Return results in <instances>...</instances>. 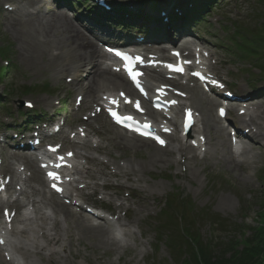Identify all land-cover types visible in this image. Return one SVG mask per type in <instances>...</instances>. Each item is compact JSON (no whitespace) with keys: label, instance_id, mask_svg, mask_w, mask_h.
I'll use <instances>...</instances> for the list:
<instances>
[{"label":"rangeland","instance_id":"1","mask_svg":"<svg viewBox=\"0 0 264 264\" xmlns=\"http://www.w3.org/2000/svg\"><path fill=\"white\" fill-rule=\"evenodd\" d=\"M29 1L31 0H0V99L4 104L0 108V160L4 162L0 170L3 171V175H10L8 171L16 168V166L8 165L6 150L11 152V147L4 144L3 140L5 136H8L9 141L14 143L13 147H18L14 139L15 134L26 130L25 123L29 121L27 119L31 115L43 114L42 122H50L51 125L60 123V120L68 117L66 130L69 131L73 126L72 122L82 123V117L90 111L85 106L80 112L74 109L78 92L76 88H71L70 84H67V79H72L67 74L56 79L53 72L22 61L24 59L20 56L22 41L19 33L25 32L28 29L27 24L31 22L33 10H29L26 6ZM122 1L124 0H114L115 4ZM158 1L168 3L164 6L168 10L179 7L189 8L188 5L172 6L171 0ZM8 3L14 6L13 13L6 10ZM39 5L43 7L42 11L45 15L65 14L74 24H78L71 13L60 11L49 2L43 1ZM257 8V0H223L219 8L214 13H210L209 18L206 19L209 24L203 26L201 32L196 34L201 40L199 42L207 40L205 46L213 55L211 63L217 64L216 70L220 77L226 79L230 90L238 95L251 91L253 85L264 86L263 75L259 74L260 70L254 62L237 60L227 50V47L232 48L231 50L238 54L239 50L233 46L231 38L236 36V29L244 31L254 28L261 21V17L259 19L257 17ZM151 14L154 15V13ZM173 40H180V38ZM190 43L198 44L196 40H190ZM7 48L9 55L7 59H4L1 52L7 51ZM10 66H13V69L2 79L3 68ZM44 85H48L49 89L42 93L41 90H45ZM25 87L30 89L31 94L28 96L22 94L25 92ZM8 92L11 93L5 96ZM259 101L260 108L263 110L261 123L264 134V99ZM24 102H31L34 109L24 107L22 104ZM212 110L215 115L217 109ZM58 113H61V116L56 119L55 115ZM261 114L262 112L259 111L260 116ZM232 115L234 117V113ZM97 128H100L99 131L103 137L92 134V143L108 147L112 153V158L107 154L100 158L114 166L113 158L119 157L120 164L135 166L137 173L127 180L110 179L112 189L100 191L91 196L88 206L111 205L119 219V228L127 231L125 236L127 242L120 243L112 234H109L107 240L114 245L109 247L100 243L97 238L88 236H82L80 240L74 238L62 253L64 257L60 260L61 262L52 261L50 264H172V257L166 244L157 243L155 234L157 222L155 218L164 207L166 197L171 193L179 192L184 197H190L196 211L209 209L214 215L227 219L232 225L239 224L242 227L258 225L257 214L261 209L264 213V176L260 179L264 169V148L254 146L248 141L251 145L248 157L255 158L256 162L253 168L243 167L232 170L224 162L216 164L214 151L210 152L211 160L208 162H200V159H197L196 163L176 162L180 156L175 155L170 159V165H154L149 163V153L146 149L132 150L122 147L120 151H116L114 146L119 131L104 118H99V121L92 125L93 130ZM29 132L28 130L26 133L30 138L35 137L34 132ZM60 138L62 136L56 139L60 140ZM259 144L257 141L256 145ZM228 149L229 146L225 149L220 148L219 154H224L223 151L228 154L230 151ZM96 182L102 183L100 179ZM94 223L103 226L100 221H94ZM64 227H66L65 224ZM228 233L229 230L219 232V243L227 241V238L231 236L227 237ZM201 234L203 240L212 238H210L209 224H201ZM155 248L159 249L157 254L153 251ZM218 249H221V246ZM36 261L39 264H48V260L40 262L37 259Z\"/></svg>","mask_w":264,"mask_h":264},{"label":"bare ground","instance_id":"2","mask_svg":"<svg viewBox=\"0 0 264 264\" xmlns=\"http://www.w3.org/2000/svg\"><path fill=\"white\" fill-rule=\"evenodd\" d=\"M34 5L37 4L34 3ZM32 13L33 19L27 24L28 29L25 32L19 33L22 41L20 56L24 59L22 61H25L28 65L39 66L54 72L57 77L69 74L74 82L72 87L77 88L79 92L78 97L83 98V104L87 107H91L93 104H98L99 106V103L103 100V96L110 93L127 92L131 95L135 94L130 83L118 73L119 68H115L113 72L105 67L104 62H101V59L107 57L105 52L99 50L96 44L90 41L88 37L84 36L83 32L76 27L73 21L66 15H47L41 17L43 16H40V13H42L41 8H37ZM17 22L20 23V21ZM164 53L165 50L161 49L156 54L162 55ZM196 61L200 62L199 67L204 66L202 57L197 58ZM204 70H206V67ZM157 82L158 84L166 85L164 82ZM181 87L187 94H194V96L192 95L193 97H190L192 101L191 108L201 116L200 122L197 123V125L201 123L200 128L196 131L197 137H194L192 133L191 139L195 140L193 142L199 143V138L207 135L209 137L207 145L210 148V152H216L220 146H225L229 140L231 141L232 136L227 134V129L222 126V122L218 115L213 114L212 108L214 103L212 101L204 103V99L201 97L202 95L198 87L194 89H191L188 85H182ZM154 88V85L151 86V88L148 87V89ZM197 92L199 93L198 95L195 94ZM105 102L107 103V100H105ZM233 111L235 113V119L239 120L241 123L238 134L243 136V130L253 127L257 129V131L254 130L252 136L249 132L248 137L263 142L264 135L256 123V112H254V109H251V105L245 108L238 106V109H233ZM172 115L174 116L173 125L177 126L179 119L178 110H174ZM227 119L228 118H226V120ZM93 121L98 120L92 119L91 117L86 120L87 123ZM77 135L78 137L80 136V134ZM41 138H44V135L41 136ZM66 139L67 138L64 137L63 140L65 141ZM168 139L171 143L166 149H162L155 146L153 142L149 140L118 134L114 148L117 151H119L122 146L132 150L139 148L146 149L149 152L150 164L170 165V159L174 154L180 155L181 158L186 156L187 159L188 155H191L189 160L193 161L197 158V151H201L204 147V145L200 146L198 149L192 147L189 142H185L184 139L178 136V133L176 136L168 137ZM88 143L89 142H85V145H88ZM237 146L240 148L239 145ZM93 148L99 153L109 154L107 147L94 145ZM81 150L82 148H77L75 151L78 161L85 160L87 164L90 165L109 167L106 161L100 160L91 153L81 152ZM242 153L244 154L242 155ZM201 154L203 155V153ZM207 154V152L204 153L203 160H207ZM246 154L247 150L244 148L240 156H236L230 151L224 164L232 170H237L243 167V165L252 166L255 159L254 161L246 159L244 164L240 162L242 157H246ZM12 158L20 162L17 164L19 171L12 170V183L10 185V189H14L10 199L14 196L16 197V201L13 203L11 201H0V211L2 214L0 217V228L3 226V218L6 217L5 215L3 216L5 211H8L9 215L18 211L11 225L10 234L17 239L18 244L14 246V249L22 256L25 264H36L35 257H40L41 259L45 257L49 259V261L53 259L60 261L63 259L61 251L66 248V242L70 243L74 238L80 240L82 236L97 238L100 243L107 247L114 245V243H110L109 240H107L106 232L102 226L95 225L89 217L82 215L77 210L85 209L80 202H82V200H87L86 190H93L94 193H97L100 189L110 187L109 183H104L102 185L89 183L85 175L94 178L99 173L102 177H106V173L101 171L94 172L90 168L83 166V163L80 162L82 168L81 170L76 169L77 175H75L79 176V178L72 183L71 189L69 188L68 191L64 192V198L61 200L58 196L49 191L44 173L35 160L27 156L17 155H14ZM114 161L116 162V167L114 172H112L113 176L107 177V181L110 178L126 179L129 174L128 169L117 164L116 158H114ZM216 161L217 163H221L222 159L217 158ZM129 167L133 169V166L129 165ZM29 172L30 174H28ZM17 186H21L22 189H19ZM66 200L70 202L68 204L64 203L63 201ZM74 200L75 202H73ZM19 208L21 210L34 208V212L31 213L33 217L25 218L22 212H19ZM47 209L52 210V213H54L53 217H48L44 213ZM59 215L64 217V221L67 225L66 228L63 227ZM107 226L112 233L117 230L112 223H109ZM4 232H6V229L1 228L0 241H3V243H0V249L5 255L8 248L9 236ZM129 236L130 234L128 237ZM58 245H60L61 250L57 248ZM1 250L0 263L4 264L5 261Z\"/></svg>","mask_w":264,"mask_h":264},{"label":"trees","instance_id":"3","mask_svg":"<svg viewBox=\"0 0 264 264\" xmlns=\"http://www.w3.org/2000/svg\"><path fill=\"white\" fill-rule=\"evenodd\" d=\"M194 11L193 21H196L195 19L200 16L201 9L196 8ZM240 40L244 46L250 48V51L246 52L248 57L256 60L263 59L264 21L254 29L249 38L245 40L240 37ZM188 210V206L182 204L177 209L178 213L163 219L166 220L164 225H175L172 234L166 237L167 247L171 252L174 264H264L263 209L257 214L258 225L245 227L239 224H229L228 221L209 214V212L202 213L200 219H197L194 214H187ZM175 215H178L176 219ZM178 219H180V224ZM201 222L208 223L214 233L219 234V230L221 232L229 230L228 234L232 233V235L222 243H219L220 239L218 238L220 237L217 235L218 238L214 237L204 241L198 234ZM248 233L250 234L247 235ZM157 235L161 239L165 236L161 232H158ZM220 246L221 249H218Z\"/></svg>","mask_w":264,"mask_h":264},{"label":"snow or ice","instance_id":"4","mask_svg":"<svg viewBox=\"0 0 264 264\" xmlns=\"http://www.w3.org/2000/svg\"><path fill=\"white\" fill-rule=\"evenodd\" d=\"M117 55H121L120 53H117ZM126 58V57H125ZM176 71H182V69H175ZM129 71H130V73H131V75H132V78H133V80L135 81L136 80V77H137V75H139L138 73H132L131 72V69H129ZM114 103H115V101H114ZM129 103H131L130 101H129ZM173 103H175V102H173ZM137 108H139V104L137 103ZM113 114V116H116V113H112ZM221 114H223V111H222V113ZM117 118V122H121L120 121V118L117 116L116 117ZM128 119H131L130 117L128 118ZM158 139V138H157ZM161 144H164L165 142L163 141V140H160L159 141ZM53 150H55V149H53ZM69 156H71L72 154L71 153H69L68 154ZM61 160H63V157H61ZM50 175H52V178L53 179H59V177L58 176H55L54 174H50ZM58 190H61V189H58ZM0 243H3V241H0Z\"/></svg>","mask_w":264,"mask_h":264},{"label":"clouds","instance_id":"5","mask_svg":"<svg viewBox=\"0 0 264 264\" xmlns=\"http://www.w3.org/2000/svg\"><path fill=\"white\" fill-rule=\"evenodd\" d=\"M114 239L119 241L120 243H126V237H125V230L124 229H118L113 234Z\"/></svg>","mask_w":264,"mask_h":264}]
</instances>
